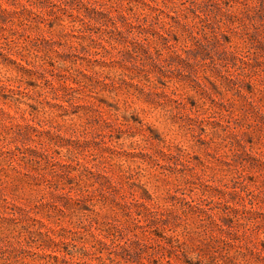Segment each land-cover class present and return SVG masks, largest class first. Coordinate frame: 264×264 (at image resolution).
Segmentation results:
<instances>
[{
    "label": "rangeland",
    "instance_id": "374dc122",
    "mask_svg": "<svg viewBox=\"0 0 264 264\" xmlns=\"http://www.w3.org/2000/svg\"><path fill=\"white\" fill-rule=\"evenodd\" d=\"M0 264H264V0H0Z\"/></svg>",
    "mask_w": 264,
    "mask_h": 264
}]
</instances>
